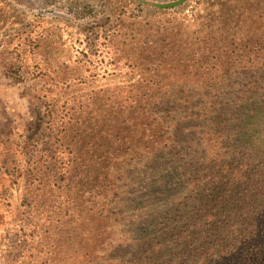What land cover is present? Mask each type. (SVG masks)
<instances>
[{
	"label": "trees",
	"instance_id": "obj_1",
	"mask_svg": "<svg viewBox=\"0 0 264 264\" xmlns=\"http://www.w3.org/2000/svg\"><path fill=\"white\" fill-rule=\"evenodd\" d=\"M175 1L0 4V264H264V0Z\"/></svg>",
	"mask_w": 264,
	"mask_h": 264
},
{
	"label": "rangeland",
	"instance_id": "obj_2",
	"mask_svg": "<svg viewBox=\"0 0 264 264\" xmlns=\"http://www.w3.org/2000/svg\"><path fill=\"white\" fill-rule=\"evenodd\" d=\"M146 1L167 2L173 0ZM102 3V0H1L0 2L5 9H9V13L16 11V9L22 11L19 15H22V21L25 23H32L33 20H37V12L49 15L53 12L66 14L70 18L75 14H84L87 10H91L96 14L102 9ZM89 20H92V18L72 19V22L81 24ZM11 32V30H6L0 34H2V37H6L10 36ZM7 56L6 52L0 50V127L6 125L10 128L19 129L28 120V95L31 96L32 94V83L27 80L17 82L3 76L1 64ZM1 182L5 185L7 179L2 177Z\"/></svg>",
	"mask_w": 264,
	"mask_h": 264
},
{
	"label": "water",
	"instance_id": "obj_3",
	"mask_svg": "<svg viewBox=\"0 0 264 264\" xmlns=\"http://www.w3.org/2000/svg\"><path fill=\"white\" fill-rule=\"evenodd\" d=\"M141 2H143V3H147V4H149V5H151V6H156V7H164V6H167V5H169V4H172V3H170V2H153V1H146V0H140ZM177 1H182V0H176L175 2H177ZM50 14H57V13H50Z\"/></svg>",
	"mask_w": 264,
	"mask_h": 264
}]
</instances>
